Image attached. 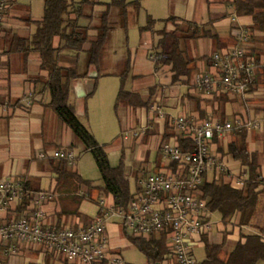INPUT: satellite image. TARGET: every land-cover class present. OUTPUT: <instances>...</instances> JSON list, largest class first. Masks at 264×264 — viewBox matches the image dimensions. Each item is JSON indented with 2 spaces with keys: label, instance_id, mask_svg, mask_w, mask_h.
<instances>
[{
  "label": "crops",
  "instance_id": "1",
  "mask_svg": "<svg viewBox=\"0 0 264 264\" xmlns=\"http://www.w3.org/2000/svg\"><path fill=\"white\" fill-rule=\"evenodd\" d=\"M154 1L141 0L136 24H130V26L138 27L140 35L133 46H127L128 75L123 87L126 90L138 92L147 103L133 107L121 102L116 107L114 106L117 116L128 123L127 128L119 135L120 157H124L123 142L129 140L132 141V147L140 145L153 152V156L146 161L148 165L144 167L134 170L124 163L128 181L130 174L135 175V185L131 192H135L139 179L151 172L165 170L168 166L160 147L163 142L172 139L175 130L171 121L174 115L165 109L166 107L169 109L178 107L180 110L177 115L189 114L198 118L220 117L230 120L242 115L249 118H260L264 121V72L263 77L259 78L257 75L254 86L246 91L244 98L233 92L207 93L194 83L197 73L214 72L210 66L211 54L213 52L224 54L235 46L239 27L249 26L251 18L235 15L231 0H198L196 3L194 0H176L174 13L185 11L188 16L167 15L162 18L164 19L163 27H158L156 20L160 19V16L156 13L160 7L157 9L156 6H160V1H155L156 3ZM167 1L164 0L163 6ZM182 1L184 4L181 3ZM43 2L44 0H8L0 30V179H20L27 191L19 201L10 205L6 210L0 211V222L27 215L26 213L36 207V203L31 199L26 209L16 212V207L25 196L32 198V193L36 191H49L53 194L52 198L45 200L41 205L43 224L54 228H76L92 221L100 214L101 209L109 211L114 209L113 197L101 190L102 181L99 172L98 176L97 174L86 176L83 174L86 170L81 163L77 161L74 163V148L81 145L77 142L70 127L63 123L48 105L50 95L44 84L47 71L41 69V60L36 52H25L22 46L13 41L15 36L21 39L31 37L36 23L42 18ZM147 2H152L150 8L147 7L149 5ZM100 7L97 11L101 13L104 6L100 5ZM141 9L149 10L146 22L148 18L153 19L149 28L140 29L144 26L139 25L137 20ZM166 11L169 12V7ZM86 16L88 14L83 9L81 17ZM69 17L72 19L74 13H70ZM97 25H81L88 27L89 39L96 35ZM125 41L128 42V38ZM59 42V38L54 37L53 46L56 47ZM248 46L254 48L259 60L264 62V36L251 35ZM87 47L88 42L83 45V49ZM173 48L175 53L187 63V69L180 73L176 80L172 77L175 74L172 64L167 60ZM109 51L115 53L114 48L110 47ZM72 53L70 50L62 51L65 56L64 61H61L63 65H73ZM75 65L77 72L85 73L87 69L84 51L78 54ZM101 66L105 67L103 61ZM261 68L264 70V67L256 69ZM93 71L95 70L89 69L88 73ZM88 73L71 81L69 95L75 91L86 93L88 87H83L80 81L86 80L89 86L91 78ZM100 73L119 75L109 66H106V69ZM129 76V87H125ZM72 82H75V87H72ZM180 87H185L183 92L178 90ZM97 89L99 87H97L96 80L93 90L81 97L92 95ZM99 105H95L94 102L91 106L87 103L85 106L87 116L89 112L91 114L95 110L99 111ZM263 123L259 129L248 130L246 136L249 151L257 154L262 176H264ZM87 129L96 139L95 132L89 127ZM231 134L232 131L223 138L216 136V140L212 141L210 151L216 162L207 168L206 176L210 180L217 175L218 171H227L231 184L240 187L243 182L240 183L238 178L246 176L243 166L217 149V145H220L224 149L223 152L225 151ZM125 135L126 138H124ZM81 147L84 154L89 152L84 149L83 143ZM56 149L73 151L74 160L67 163V169L89 180L90 185H80L68 178L59 177L60 168L57 164L60 159L52 156V152ZM104 149L108 156L109 147L104 146ZM217 164L221 169L216 166ZM89 169L92 171V165H89ZM210 174L211 178H208ZM122 224L118 216L107 217L105 235L108 252L117 253L118 235H125ZM213 224L219 225L217 231L221 232V238L218 241L211 240ZM246 226H225L221 220H211V227L206 235L209 241L218 243L226 227L229 231L227 239L233 237L236 241L239 233H243L242 229ZM200 241V239L195 240L192 243V249L195 243ZM47 252L50 251L40 245H23L16 254L10 255L6 253L5 246L2 244L0 245V264H46L48 257L57 258L55 254ZM74 264H76L75 261Z\"/></svg>",
  "mask_w": 264,
  "mask_h": 264
},
{
  "label": "trees",
  "instance_id": "2",
  "mask_svg": "<svg viewBox=\"0 0 264 264\" xmlns=\"http://www.w3.org/2000/svg\"><path fill=\"white\" fill-rule=\"evenodd\" d=\"M141 0H110L109 2H99L93 0H80L78 4L71 7L70 0H44L43 13L40 21L36 23L34 32L29 39L13 37V41L22 46V50L36 52L40 57V67L47 71L44 81L49 92L48 105L63 123L70 127L74 137L83 143L84 149L93 156L100 179L102 181L101 190L113 197V208L128 210V206L133 198L127 177V169L121 156L117 165L110 164L104 146L99 143L92 133L80 122L75 114L74 107L68 102L71 81L86 75L89 69H94L97 76L94 78V86L100 73L103 50L106 42L111 36V32L120 26L127 30L130 24H136L138 10ZM101 4L104 6L99 15V24L96 27L97 33L93 38L88 37V27L78 24V18L83 15L86 5ZM233 13L237 16H249L251 23L245 27L251 35L261 34L264 36V0H231ZM112 10H116L117 18L112 19ZM74 13V17H69ZM67 16V17H66ZM153 19L148 18L146 25L140 29L149 28ZM54 37L59 38V44L53 46ZM249 40V39H248ZM88 42L87 49L83 45ZM251 56L259 61L258 53L254 48H249ZM63 50H70L73 53L72 66H65L61 63L65 56ZM84 51L86 54V71L79 73L76 69V59L78 54ZM175 71L172 75L176 80L180 73L185 72L187 63L183 61L173 48L169 59H167ZM127 70L120 74V86L115 97L114 106L125 102L133 107L145 105L147 102L138 92L124 89V80L128 75ZM256 70V71H255ZM254 70L253 79L247 91L254 86L257 77H263V68ZM258 75V76H257ZM241 117H244L241 115ZM247 117V116H246ZM202 119V118H199ZM219 119H221L219 117ZM225 120V119H221ZM246 129L234 130L230 141L226 144V149L217 145L219 152L237 161L244 168L246 176L243 185L233 186L227 171H218L217 175L208 180L207 170L202 175L201 183L193 192L201 199L205 200L208 210L207 218L211 214H219L222 223L227 225H237L239 227L249 224L258 200V195L264 191V176L261 175L257 154L250 152L247 146ZM213 140H216L214 136ZM178 145L182 150H189L194 147L190 139L178 136ZM264 152V144H263ZM68 160L60 159L57 166L60 168L59 177L68 178L80 185H90L91 182L81 178L76 172L67 169ZM178 162H170V167L175 168ZM31 196H25L16 212H21L30 204ZM122 230L127 240L136 246L145 256L146 264L161 263L164 256L169 252L168 238L166 233H155L147 237L130 234L126 226L122 224ZM229 231L222 233L220 242L209 241L206 233L201 234L200 240L203 242L205 257L197 264H264V231L251 233H239L237 240L228 252L223 253L224 245L227 241ZM48 254L54 255L52 252ZM63 258L60 255H54Z\"/></svg>",
  "mask_w": 264,
  "mask_h": 264
},
{
  "label": "built area",
  "instance_id": "3",
  "mask_svg": "<svg viewBox=\"0 0 264 264\" xmlns=\"http://www.w3.org/2000/svg\"><path fill=\"white\" fill-rule=\"evenodd\" d=\"M7 3L8 0H0V30ZM248 39L249 30L239 27L237 44L224 54H211L210 66L214 72L197 73L194 77L196 86L207 93L233 92L244 98L255 68L264 67L263 61H256L251 56ZM171 121L175 134L160 147L168 166L138 180L127 211L101 209L100 214L85 226L48 227L42 222L41 205L53 194L36 191L32 193L36 207L27 215L0 222V245L5 246L6 253L14 255L23 245H40L55 255L73 259L76 264H124L120 255L106 249L105 221L108 216L115 215L135 236L166 233L169 252L158 264H197L192 243L199 241L201 234L209 232L211 220L207 218L205 200L193 190L201 183L205 170L216 162L210 151L213 138H223L234 130L259 129L262 122L260 118L246 116L221 120L218 117L199 119L189 114H179ZM179 135L190 139L194 147L182 150L178 145ZM52 156L69 162L74 160L70 149H56ZM173 161L178 162L175 168L169 165ZM216 166L221 169L218 164ZM238 180L242 183L244 177ZM26 192L22 180L0 179V211L19 201Z\"/></svg>",
  "mask_w": 264,
  "mask_h": 264
},
{
  "label": "rangeland",
  "instance_id": "4",
  "mask_svg": "<svg viewBox=\"0 0 264 264\" xmlns=\"http://www.w3.org/2000/svg\"><path fill=\"white\" fill-rule=\"evenodd\" d=\"M80 0H70L71 7L78 4ZM99 2H109L110 0H94ZM150 1V0H149ZM156 2L160 1V6H156L157 9L160 7V10L156 14L160 16V19L156 20V25L158 27H163L164 19L163 17L170 15V14H180L183 16H188V13H185V11H181L179 13L175 11V2L176 0H168L164 5V0H155ZM154 1V2H155ZM184 1V0H183ZM183 1L181 2L182 4ZM195 3L198 2V0H194ZM155 2V3H156ZM149 5L148 8L151 7L152 2H147ZM146 3V4H147ZM101 4H95V5H86L84 7V12L88 14L86 17H79L78 22L79 24L84 25H92V24H99V10ZM169 7V12L166 11V8ZM149 13V10L141 9L140 14L138 16V24L139 25H145L146 24V15ZM156 16V15H154ZM67 17V16H66ZM111 18L116 19L117 13L116 10H112ZM139 30L137 26H128L127 30L124 31V29L120 26H117L112 32L111 36L108 39V41L105 44L102 58L104 62V66H100V72L106 69V66H109L111 70H115L119 73V75L115 74H101L99 73L97 77V89L95 93L92 95L81 97L77 96L74 92L73 94L70 93L68 102L74 107L75 114L80 120V122L86 127L90 128L95 132L96 140L100 141L104 146L109 147L108 150V159L111 165L115 166L119 162L120 158V147L121 143L119 141V135L120 133L127 128L128 123L126 121H123L121 118H119L115 112L114 108V99L118 90V87L120 86L119 77L121 73H124L125 70H127V46H133L137 40L139 39ZM126 38H128V42H126ZM110 47L115 50V53L109 51ZM108 70V69H107ZM107 72V71H105ZM90 73V72H89ZM88 73V74H89ZM91 80V79H90ZM83 85V87H88V83H86V80L80 81ZM130 83V76L126 80L125 87H129ZM75 82H72V87H75ZM117 88V89H116ZM185 87H180L178 89L179 91L183 92ZM95 100V101H94ZM100 104L98 107L99 111L89 112V116H87V110L85 106L90 104L93 106V103ZM167 109L172 115L177 116L179 112V108H165ZM262 123L264 121H261ZM261 123V127H262ZM264 125V123H263ZM256 130V129H251ZM264 130V128H263ZM262 130V131H263ZM77 142L82 146V142L78 139H76ZM132 141H125L123 142L124 145V157L123 161L126 165L132 167L134 170L138 169L139 167H144L148 165L146 161L150 159L153 156V152L151 149L142 148L140 145L131 146ZM81 146L74 148L75 153V160L74 163L77 161L78 163H81L86 176H95L97 174L98 176V170L95 164V161L93 159V156L91 153L84 154V150ZM89 165H92V171L89 169ZM134 173L129 175V187L130 189L134 188L135 180H134ZM208 178H211V174L208 175ZM97 181H100L97 179ZM212 221L220 220L219 214L214 213L211 215ZM216 224L212 225L211 228V240L218 241L221 238V232L217 231ZM261 229L264 230V192H261L259 194V198L257 201L256 210L254 211L253 215L251 216V219L249 221V224H247L246 227H243L242 231L243 233H251V232H258ZM119 243H118V249L117 254L121 256L124 264H146L145 256L144 254L134 245H132L126 238L125 235L119 234ZM233 237L228 238L226 241V244L223 248V253L225 254L230 250V248L234 244ZM192 253L195 257V260L197 263H199L204 257H205V251L203 242H196L193 246ZM46 264H74L73 259H68L67 261L61 258H54V257H48L46 260ZM258 264H263V262H259Z\"/></svg>",
  "mask_w": 264,
  "mask_h": 264
},
{
  "label": "water",
  "instance_id": "5",
  "mask_svg": "<svg viewBox=\"0 0 264 264\" xmlns=\"http://www.w3.org/2000/svg\"><path fill=\"white\" fill-rule=\"evenodd\" d=\"M97 76V73L96 71H93L92 73L89 74V77L91 78V82L88 86V88L86 89V93H90L92 90H93V87H94V78ZM76 95L77 96H84L86 95V93H79L77 91H75Z\"/></svg>",
  "mask_w": 264,
  "mask_h": 264
}]
</instances>
